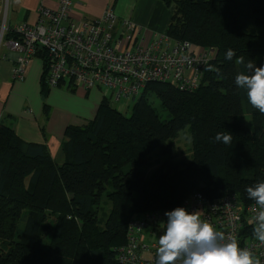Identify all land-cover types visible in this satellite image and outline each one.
<instances>
[{"label":"trees","instance_id":"1","mask_svg":"<svg viewBox=\"0 0 264 264\" xmlns=\"http://www.w3.org/2000/svg\"><path fill=\"white\" fill-rule=\"evenodd\" d=\"M167 1L175 5L170 36L217 50L197 90L149 83L130 115L103 98L94 121L66 129L62 164L0 120V264H120L135 214L174 209L195 191L255 203L245 189L264 181V114L236 86L235 60L264 65V0ZM49 87L43 73V96ZM187 127L192 159L178 160L175 139ZM217 132L231 133L232 142H213ZM156 151L167 159L147 176ZM104 195L111 209L103 227Z\"/></svg>","mask_w":264,"mask_h":264},{"label":"built area","instance_id":"2","mask_svg":"<svg viewBox=\"0 0 264 264\" xmlns=\"http://www.w3.org/2000/svg\"><path fill=\"white\" fill-rule=\"evenodd\" d=\"M56 8L40 5L39 21L10 26L9 0L0 2V47L4 43L16 54L12 77L25 80L34 58H43L44 75L50 87L106 86L114 104L135 99L153 82H170L177 88L195 91L204 84L206 69L215 48H200L189 40L160 33L145 44V29L120 18L109 7L95 21L72 16L73 0H57ZM117 108V106H116ZM198 211L201 219L225 236H234L241 248L254 253L264 264V244L253 236L255 203L246 204L236 194L211 197L201 191L190 194L179 206ZM169 210L135 214L127 227L126 243L118 250L120 264H156L158 237Z\"/></svg>","mask_w":264,"mask_h":264},{"label":"crops","instance_id":"3","mask_svg":"<svg viewBox=\"0 0 264 264\" xmlns=\"http://www.w3.org/2000/svg\"><path fill=\"white\" fill-rule=\"evenodd\" d=\"M40 5L56 8L58 1L9 0V8L20 15L19 20L9 25L37 23ZM109 7L120 18L133 20L145 29V44L167 32L175 10V5L167 0H73L71 11L75 18L95 21ZM15 58L16 54L3 43L0 47V120L11 126L23 141L45 144L53 159L62 164L66 129L94 121L103 98L109 96L82 87H49L45 97L42 93L43 63L33 59L25 80L16 81L12 77ZM77 89L80 92H76Z\"/></svg>","mask_w":264,"mask_h":264},{"label":"clouds","instance_id":"4","mask_svg":"<svg viewBox=\"0 0 264 264\" xmlns=\"http://www.w3.org/2000/svg\"><path fill=\"white\" fill-rule=\"evenodd\" d=\"M236 53L228 49L225 59L232 61ZM238 67L235 84L243 89L247 102L264 114V65L256 66L244 56L236 57ZM211 70V69H207ZM219 75V70L217 69ZM213 142L227 145L232 142V134L217 132ZM250 200L255 201V227L253 236L264 244V181L245 189ZM166 221L158 237L156 264H261L254 259V253L241 248L234 236H225L201 219L198 211L189 212L184 207H176L164 213Z\"/></svg>","mask_w":264,"mask_h":264},{"label":"rangeland","instance_id":"5","mask_svg":"<svg viewBox=\"0 0 264 264\" xmlns=\"http://www.w3.org/2000/svg\"><path fill=\"white\" fill-rule=\"evenodd\" d=\"M19 17H20V15H18V16L15 15L13 13L12 9L9 8V11H8V23L9 24L15 20H19ZM34 59L38 62L43 63V65H44L43 58L36 57ZM77 90L78 91H76V92H80L79 91L80 89H77ZM95 90L101 96H103V95L112 96V89L109 87L102 86L101 89L95 88ZM138 97L139 96L135 97V99H132V97H130L129 99L123 98L120 100V102L117 105L113 103V106L114 107L117 106L118 110L120 112H123L126 115H130L131 111H132V106ZM149 101L153 104V106H155L158 109L159 112H161V114L164 117H166L167 111L162 108L160 100L155 94L149 95ZM112 102H114L113 99H112ZM175 141H176V147H177V151H178V160H187V161L191 160L192 159V135H191L189 127L182 130L180 132V134L178 135L177 139H175ZM159 153H160L159 151H156L153 154H151L150 165L143 167V171L147 174V176L151 175V173L159 165H161L164 160L167 159L166 156H163ZM110 209H111V202L108 199V197L106 195H104L102 200H101L100 205L98 206L99 218L102 220L101 225L103 227L105 225V220H106V217H107ZM26 217H27V211L24 213L22 221L20 222L21 227H24ZM50 220H52V219L50 218Z\"/></svg>","mask_w":264,"mask_h":264}]
</instances>
